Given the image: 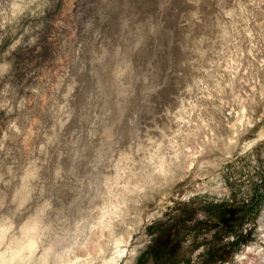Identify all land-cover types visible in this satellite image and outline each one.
<instances>
[{
  "label": "clouds",
  "instance_id": "clouds-1",
  "mask_svg": "<svg viewBox=\"0 0 264 264\" xmlns=\"http://www.w3.org/2000/svg\"><path fill=\"white\" fill-rule=\"evenodd\" d=\"M262 74L264 0H0V264H151L152 205L193 169L238 205L228 230L198 214L193 264H264L260 186L219 167Z\"/></svg>",
  "mask_w": 264,
  "mask_h": 264
},
{
  "label": "rangeland",
  "instance_id": "rangeland-1",
  "mask_svg": "<svg viewBox=\"0 0 264 264\" xmlns=\"http://www.w3.org/2000/svg\"><path fill=\"white\" fill-rule=\"evenodd\" d=\"M218 119L224 133L232 131L225 125L234 122L235 115L228 117L227 121L219 117ZM262 137H264V121L253 123L247 131L237 137L239 144L232 154V159L219 165L221 178L230 188L237 184L243 188L246 177L254 186L253 190L255 186H260L259 192L250 201L253 206L258 200L264 199V138ZM245 142H248L247 149L242 148ZM216 179V175L210 171L198 173L193 169L192 174L171 188L170 194L157 198L152 208L154 214L161 216V219L149 231L155 229L160 233V238L155 241V247L150 248V252L155 256V261L151 264H193L191 252H186L182 245L187 233L199 234L208 227L206 222L199 219L200 212L206 213L212 221L217 222L216 227L223 230L231 227L238 207L237 198L234 196L232 199L216 202V197H209L207 188ZM198 191L203 192V196L199 195ZM188 195H191L192 200L186 202ZM216 239L218 240L219 236ZM195 246L197 245L194 241L193 249ZM216 251L213 249V255ZM141 264H150V262L142 259Z\"/></svg>",
  "mask_w": 264,
  "mask_h": 264
}]
</instances>
